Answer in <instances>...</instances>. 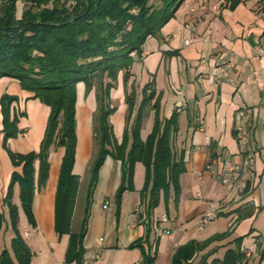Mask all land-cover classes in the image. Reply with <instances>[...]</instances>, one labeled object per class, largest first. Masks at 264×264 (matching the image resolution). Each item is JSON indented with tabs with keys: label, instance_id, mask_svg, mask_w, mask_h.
Here are the masks:
<instances>
[{
	"label": "crops",
	"instance_id": "0c3cea01",
	"mask_svg": "<svg viewBox=\"0 0 264 264\" xmlns=\"http://www.w3.org/2000/svg\"><path fill=\"white\" fill-rule=\"evenodd\" d=\"M187 39L189 44L184 43ZM102 79L98 86L92 83L88 91L83 82L76 88L73 173L79 176V186L69 231L59 234L55 227L63 147L51 149L46 180L35 185L33 223L21 207L18 184L13 187L11 203L17 207L19 234L31 251L30 264H75L66 255L71 235L80 231L84 215V264H148L144 260L147 254L154 258L152 264H172L179 246L218 234L221 237L195 252L189 264L222 260L228 249L237 246L244 254L237 264H264V160L256 152L246 165L235 137L236 113L245 109L242 122L247 147L256 150L264 144V0H241L232 9L225 0H184L159 34L146 39L127 79L121 71L109 90L112 139L117 145L126 139V150L136 124L141 141L152 132L155 109L151 104L155 100L161 126L176 113L177 128L170 133V145L174 160L182 164L177 198L170 186L150 207V185L142 192L146 166L136 161L133 188L122 193L117 212L122 162L107 156L86 205L90 169L98 149L94 127L97 96L105 82ZM145 85L150 86L148 92L153 96L138 117ZM3 94L14 98L10 119L17 116L19 133L3 142L0 106V254L10 250L15 235L4 197L12 172H20L21 166L12 164L10 154L39 150L49 114V107L32 92L21 89L16 79L0 78V98ZM82 180L86 189L79 207L80 225L74 231ZM217 200L227 202L228 209L201 223L209 202Z\"/></svg>",
	"mask_w": 264,
	"mask_h": 264
},
{
	"label": "trees",
	"instance_id": "16d2710c",
	"mask_svg": "<svg viewBox=\"0 0 264 264\" xmlns=\"http://www.w3.org/2000/svg\"><path fill=\"white\" fill-rule=\"evenodd\" d=\"M18 0H0V78L18 80L21 89L32 92L49 107L44 136L37 152L11 153L14 166L4 201L14 237L10 250L0 254V264H30L31 251L19 234L17 207L11 203L13 187L19 186L21 207L33 223L32 200L35 185L46 180L51 149L63 147L59 178L55 195V227L59 234L69 231L74 202L79 186V176L73 173L75 162L76 134V88L79 82L91 87L97 75L106 78L97 96L98 113L94 127L98 149L90 169L86 192V205L97 182L98 172L107 156L122 162L121 183L116 192V207L119 210L122 193L132 189L133 165L142 161L146 166L145 185L149 187L153 207L159 193L166 194L169 187L178 196V175L182 171L181 160L175 161L170 145V133L177 128V117H171L160 125L159 104L155 109V123L145 142L138 135V125L133 131V140L128 150L127 141L117 145L112 139L109 115L113 108L107 99L122 71L124 80L130 74L134 57L141 56L142 47L149 36H157L161 28L175 16L184 0H21L22 9L17 14ZM241 0H225L234 8ZM133 53V54H132ZM149 85L143 88L139 115L151 103L153 92ZM13 97L3 94L0 106L3 117V142L16 137L17 116L10 119ZM142 112V113H141ZM126 137V135H125ZM37 163V166H36ZM3 220L0 212V224ZM86 227V215L82 218L80 231L71 235L66 258L75 264H84L82 239ZM221 235L205 241H190L179 246L172 256V264L188 263L198 250L204 249ZM244 254L239 248L228 249L222 260L209 264H237ZM153 257L144 260L152 264ZM198 264H207L201 260Z\"/></svg>",
	"mask_w": 264,
	"mask_h": 264
},
{
	"label": "built area",
	"instance_id": "2783aa9c",
	"mask_svg": "<svg viewBox=\"0 0 264 264\" xmlns=\"http://www.w3.org/2000/svg\"><path fill=\"white\" fill-rule=\"evenodd\" d=\"M190 42H191L190 39L184 41L185 44H189ZM244 115H245V109L239 110L236 113L237 126L235 131V137L238 141L240 152L244 154V158H243L244 163L246 165H249L252 162L254 158V154L256 152L259 153L262 159L264 160V144L259 149L256 150L247 147V143H248L247 133L243 130V122H242V118ZM226 181L227 180L224 179V182ZM227 209H228V203L225 202L224 200L209 202L207 210L203 213L201 217V223H207L215 219L216 217L221 215L223 211H226ZM165 220L166 218H163L162 222H164Z\"/></svg>",
	"mask_w": 264,
	"mask_h": 264
},
{
	"label": "rangeland",
	"instance_id": "374dc122",
	"mask_svg": "<svg viewBox=\"0 0 264 264\" xmlns=\"http://www.w3.org/2000/svg\"><path fill=\"white\" fill-rule=\"evenodd\" d=\"M155 3H158V0H155ZM21 9H22V1L21 0H18L17 1V14L19 15L20 12H21ZM103 80V79H102ZM101 81V78L99 77V75H97L95 78H93L92 80V83H94L96 86L99 85ZM108 80L105 78V82H107ZM92 116L94 117L95 114L94 112L92 113ZM86 189V181L85 180H82L81 184H80V195L78 196V201H77V212L75 214V217H74V222H73V225H72V228L74 231H77L78 228H79V225H80V215H81V208L80 207V204H81V198L83 197V194H84V191Z\"/></svg>",
	"mask_w": 264,
	"mask_h": 264
}]
</instances>
